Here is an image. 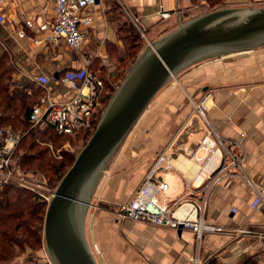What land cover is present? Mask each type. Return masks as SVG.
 Listing matches in <instances>:
<instances>
[{"label": "crops", "instance_id": "1", "mask_svg": "<svg viewBox=\"0 0 264 264\" xmlns=\"http://www.w3.org/2000/svg\"><path fill=\"white\" fill-rule=\"evenodd\" d=\"M250 1L262 0L226 2L243 6ZM203 6L202 0H100L93 7L94 20L86 28L84 45L73 51L63 41L51 45L45 40L53 25L50 1L2 0L0 54L10 55L15 80L37 83L36 76L46 75L49 90L61 100L71 94L60 82L63 73L84 65L91 69V60L105 59L109 46H121L124 22L144 33L148 43L199 14ZM63 48L69 53H56ZM169 81L139 117L94 188L92 196L101 207L86 221L90 247L101 264H264V205L256 193L264 181V46L196 62ZM204 86L205 127L194 120L190 97ZM205 136L211 142L217 136L222 143L215 144L219 150L210 157L200 145ZM159 156L170 164L161 172L169 184V199L184 193L200 198L199 190L191 188L194 179L209 175L220 163L221 180L205 193L206 219L231 232L196 239L190 230L178 232L116 217L111 207L130 198ZM196 156L205 157L204 162L196 161ZM188 207L189 202H183L179 211ZM238 228L243 232L234 233Z\"/></svg>", "mask_w": 264, "mask_h": 264}, {"label": "water", "instance_id": "2", "mask_svg": "<svg viewBox=\"0 0 264 264\" xmlns=\"http://www.w3.org/2000/svg\"><path fill=\"white\" fill-rule=\"evenodd\" d=\"M261 46L264 5L206 11L147 43L47 202L43 241L50 264H98L84 231L87 207L103 172L158 91L196 62Z\"/></svg>", "mask_w": 264, "mask_h": 264}, {"label": "built area", "instance_id": "3", "mask_svg": "<svg viewBox=\"0 0 264 264\" xmlns=\"http://www.w3.org/2000/svg\"><path fill=\"white\" fill-rule=\"evenodd\" d=\"M2 1V0H0ZM52 4L53 25L46 42L56 45L59 41L72 50H80L85 43L86 28L94 20L93 7L100 0H48ZM31 26L32 22L27 20ZM20 36H24L22 30ZM144 36V34H143ZM31 40L38 44L36 38ZM34 80L44 89L43 95L33 105L28 120L32 127L51 129L62 137H72L82 133L93 132L98 119L105 107L103 99L104 83L88 66H81L78 71H66L60 77V82L71 91L69 97L57 99L49 90V77L38 75ZM204 100L196 104L197 112L206 121L204 115ZM210 130L207 134H210ZM217 141H207L206 136L200 141L201 147L210 155L219 150ZM20 141V134L12 127H0V187L7 183L26 184L17 178L22 173L16 162V148ZM226 153H230L227 149ZM207 156V158H208ZM203 163L205 157H195ZM165 163V164H164ZM170 166L166 158L159 156L153 168L146 174L143 181L135 188L130 198L118 206L117 213L123 218L143 222L150 225L169 227L173 229L190 230L196 239H201L208 233H228L230 229L219 224L211 223L206 219L207 193L222 177L220 163L209 175L200 178L198 175L191 188L199 190L200 198L191 199L184 193L175 198L167 196L168 182L164 181L161 172ZM24 174V173H23ZM258 201L264 205V181L261 189L256 190ZM52 195V194H51ZM43 197V195L40 194ZM204 196V197H203ZM48 201L50 197H45ZM183 202H189V207L179 211ZM242 233L243 229L233 230ZM193 262H199L193 258Z\"/></svg>", "mask_w": 264, "mask_h": 264}, {"label": "trees", "instance_id": "4", "mask_svg": "<svg viewBox=\"0 0 264 264\" xmlns=\"http://www.w3.org/2000/svg\"><path fill=\"white\" fill-rule=\"evenodd\" d=\"M120 32L121 41L126 46L139 47L142 37L132 23L124 22ZM15 71L10 55L3 51L0 54V127L11 126L20 134L16 162L24 175L30 177L27 172L32 173L38 169L56 187L63 176V158L54 159L42 143L50 137L57 139L62 136L49 128L32 127L28 117L44 89L33 81L22 83L15 80ZM96 75L103 80L105 89L104 79L99 74ZM105 98L106 94L103 92V99ZM82 135L87 136L85 133ZM32 186L28 183H7L0 187V264H8L15 257V246L33 247L40 243L46 203Z\"/></svg>", "mask_w": 264, "mask_h": 264}, {"label": "rangeland", "instance_id": "5", "mask_svg": "<svg viewBox=\"0 0 264 264\" xmlns=\"http://www.w3.org/2000/svg\"><path fill=\"white\" fill-rule=\"evenodd\" d=\"M204 2V8L201 9V13H204L206 11L218 9V8H223V7H229L227 4V0H202ZM264 5V0L262 1H250L248 4H245L243 6L245 7H257V6H263ZM198 15V14H197ZM144 33H140V37L142 36L143 39L139 41V47L133 48L132 46L128 45L126 46L125 42L122 41L121 46H109L108 47V53H106V58L105 59H99V60H91L92 63V68L91 70L94 71L96 74H99L102 76V78L105 81V89L104 92L106 94V98L104 100L105 105L107 104L108 100L110 99L111 95L115 91V89L118 87V85L121 83L123 78L125 77L126 73L130 69V67L133 65L135 62L134 60L137 59L139 53L142 52L145 47L147 46V41H144ZM165 34V33H164ZM162 36L157 35L156 38L153 40L157 39L158 37ZM150 40V39H149ZM151 41V40H150ZM70 50L63 48L59 52L56 51V53H69ZM74 51V50H73ZM140 51V52H139ZM72 53V52H71ZM130 54V55H129ZM89 63V62H87ZM170 82V81H169ZM168 82V83H169ZM167 83V84H168ZM166 84V85H167ZM197 94V95H196ZM195 95H190L192 98V106H193V111L192 115L196 118L199 123L203 124V127H205V124L203 123V117L197 112V109L195 108L196 104H200L202 100H204V91H201L200 89ZM191 106V107H192ZM138 121L136 122V124ZM135 124V125H136ZM11 127V126H10ZM134 128V126H133ZM133 128L129 133L133 131ZM13 129V128H12ZM15 131V129H13ZM17 132V131H15ZM87 136H83L82 134L75 135L72 137H59V138H52L50 137L49 140L43 141L42 144H45L47 147V150L49 154L56 160H60L63 158V174L64 172L68 169V167L72 164L76 154L78 151L81 149V147L85 144V142L88 140L90 137L91 133L86 134ZM86 138V139H85ZM52 140H54L52 142ZM109 166V165H108ZM108 166L106 170L104 171V174L108 171ZM20 172L22 173L19 175L20 178L18 180L25 182L26 184L33 185L32 188L35 189L36 193L40 198L43 199V201L47 205V200L45 197H51V194L54 190L55 187L52 186V184L48 181L44 173H42L40 170H36L34 172H27V174L30 177H26L21 169H19ZM31 180V181H30ZM24 185V184H23ZM43 195L42 196H40ZM101 206L97 205V199L92 196L91 198V204L87 207V212L84 216V231H85V236L86 240L88 243L87 235L88 231L86 230V221L87 218H89L94 212H99ZM109 210V207H107ZM46 209V208H45ZM118 207H111V211L115 212L116 217L119 219H126L118 215L117 210ZM44 217V215H43ZM44 220V218H43ZM42 229H43V222H42ZM87 231V232H86ZM35 244L33 247H29L27 245L21 247L15 246L13 249V253H15V257L9 261L8 264H50V261L48 259L45 246H44V241H43V231H41V240L40 243L36 246ZM88 246L97 262L101 264L100 260L98 259V254L94 250V248L90 247L89 243Z\"/></svg>", "mask_w": 264, "mask_h": 264}, {"label": "bare ground", "instance_id": "6", "mask_svg": "<svg viewBox=\"0 0 264 264\" xmlns=\"http://www.w3.org/2000/svg\"><path fill=\"white\" fill-rule=\"evenodd\" d=\"M215 157H216V156H215ZM213 158H214V157H213ZM165 173H166V172H165ZM103 174H104V172H103ZM103 174H102V175H103Z\"/></svg>", "mask_w": 264, "mask_h": 264}]
</instances>
